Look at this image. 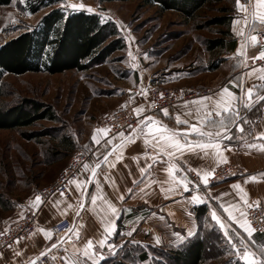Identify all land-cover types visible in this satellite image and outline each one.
Here are the masks:
<instances>
[{
	"label": "crops",
	"instance_id": "1",
	"mask_svg": "<svg viewBox=\"0 0 264 264\" xmlns=\"http://www.w3.org/2000/svg\"><path fill=\"white\" fill-rule=\"evenodd\" d=\"M241 4L249 11L245 13L243 10H238L235 0V10L230 24L232 47L221 51L216 58H213L214 63H212L216 65V68L209 69L208 64L206 70L198 71L193 67L178 66L175 61L174 64H166V62L162 65L153 64L152 68L147 66L146 62H149L147 60L136 62L135 67L117 63L119 64L117 66L125 68V71H121L120 67L117 71L111 69L109 81L103 87L88 85L89 97L107 98L114 101L108 110L85 112L82 125L76 128V135L73 136L76 143L75 150L83 147L93 149V155L87 161L89 169L85 171L83 168L74 180L75 182L69 184V197L55 194L41 202L38 207H34L38 209L35 229L28 237L18 240V243L2 248L0 264H32V262L35 264H66L64 259L66 256L69 264L72 261H78L79 264H92L91 260L83 256L89 239L93 242L96 252L93 259L97 264H102L112 256H118L129 245L140 248L137 253L138 255L145 254L146 258L142 261L146 264L154 256L149 247H177L196 237L200 232H206L212 228L218 231L222 245L226 243L231 246L230 257L238 259L225 236V231L237 246H240L243 240L248 250L256 252L259 256L261 246L258 245V241L262 239V235L253 233L250 239L220 207L221 204L237 205L239 211L234 213L237 217L240 211L245 212L244 201L238 190L233 187L239 184L247 194V202H255L264 211V148L261 147L264 145V139H257L258 135L264 134V102L254 103L251 109L243 107V104L247 102V89L253 85H257L255 92L264 95V81L258 79L260 73L249 75L253 68H262L253 65V58L262 51V48L252 43L251 36L264 31V24L254 21L252 15L264 9L258 8L256 0H249L248 3L241 1ZM234 21L238 22L234 24ZM253 24H255L254 28L251 27ZM242 30L243 36L239 34ZM238 49H243L245 55L238 56ZM120 52L116 51L113 54ZM151 85L170 86L183 92L197 89L209 90L166 108L168 116H165L161 110L155 112L150 110L149 87ZM224 87H228L237 97H240L238 107L242 119L237 123L243 126L244 132H236L235 126L229 125L232 128L233 139L223 142L222 162L218 161L215 156L205 157L202 152L187 150L183 155L176 152L171 161L183 169V174L199 185L198 194L203 199V203L192 204L191 195L193 193L185 192L182 187L172 188L169 191L171 186L167 183L166 171L169 166V157H157V150L151 144L144 143L143 133L137 136L132 131L127 137H121L95 131L99 143L93 141L94 130H102L96 124L98 117L124 108L130 109L136 117L134 109H143L137 117L138 123L143 120L144 116H151L161 125L183 133L189 125L178 124L177 115H180L182 120L188 119L189 124L198 122L195 112L196 105H186L185 102L201 97L219 99V93ZM141 89L146 90V95L141 92ZM132 90H137L138 94L128 98L127 94ZM255 99L254 96L253 100ZM190 110L191 114L186 116L185 114ZM245 120L247 123L244 122ZM129 136L131 139H128ZM191 139L195 140L196 137L192 136ZM221 163L234 165L240 168L242 173L227 181L205 186L195 171H189V169L197 168L202 171H212ZM97 164H99L98 168ZM93 168L96 169L95 176L92 175ZM141 169H144L143 175ZM250 177H255V180L249 179ZM80 182L83 183L80 184ZM78 184H80L79 187ZM85 188L87 189L86 194ZM93 194L102 197V199H97L95 205L92 202ZM34 201L35 198L29 201L28 209L33 208ZM81 204L83 208L80 207ZM109 204L117 209L116 215L111 213ZM198 206L205 207V212L200 216H196L194 212V208ZM213 210L224 223L223 229L212 220ZM64 218L70 220L71 227L63 235L56 237L51 226ZM105 225L114 228V231L107 236L105 245L101 247L98 241L105 236ZM45 232L49 233L50 238H46ZM77 232L79 233L78 239ZM189 233L192 234L189 235ZM177 234L183 238L182 243L179 242ZM110 238L114 242L111 248L106 244ZM157 238L161 243L156 242ZM53 244L57 247L52 248ZM243 250L241 248V252ZM42 252L45 253L42 256L45 261L39 260ZM101 254L103 259H100ZM225 258V256L213 258L215 260L212 261L216 262L211 264H218L219 260Z\"/></svg>",
	"mask_w": 264,
	"mask_h": 264
},
{
	"label": "rangeland",
	"instance_id": "2",
	"mask_svg": "<svg viewBox=\"0 0 264 264\" xmlns=\"http://www.w3.org/2000/svg\"><path fill=\"white\" fill-rule=\"evenodd\" d=\"M73 4H83L78 10L88 11L90 7L103 19L115 22L125 48L85 71L3 74L0 104L7 106L23 97L33 98L51 105L58 120H42L22 129H0V233L25 214L35 192L52 182L66 166L71 153L68 156L50 154L54 138L62 133L73 137L76 128L82 125L85 112H100L113 105V100L89 97L88 85L103 87L109 81L111 69L117 71L120 67L125 71L117 63L131 67L147 60V66L152 68L153 64H174L175 61L178 66L206 70V65L214 63L205 48L206 40L219 37L221 29L209 22L221 15V6L227 5H208L193 20H187L175 11L160 12L156 7L143 6L141 0H62L36 13L27 11V0H12L9 5H0V44L36 25L52 7L71 11L69 5ZM29 131L39 134L36 140L22 135Z\"/></svg>",
	"mask_w": 264,
	"mask_h": 264
},
{
	"label": "trees",
	"instance_id": "3",
	"mask_svg": "<svg viewBox=\"0 0 264 264\" xmlns=\"http://www.w3.org/2000/svg\"><path fill=\"white\" fill-rule=\"evenodd\" d=\"M62 0H27L26 9L36 13ZM127 1V0H108ZM12 0H0V5H9ZM227 3L220 7L221 15L211 19L209 24L218 25L220 36L207 39L205 48L216 58L223 50L232 47L233 38L230 24L235 10V0H141V5L156 7L158 11H175L187 20L211 4ZM201 28V27H199ZM125 48V41L115 24L103 19L100 14L85 10L65 11L52 7L42 15L39 22L0 44V97L4 73L24 74L44 72L58 74L70 70L85 71L92 65L105 62L114 52ZM209 69L216 68L211 63ZM56 122L58 116L51 105L33 98L23 97L10 105L0 104V129L15 130L36 125L39 121ZM29 140H36L37 132H23ZM49 147L50 154L63 153L68 156L76 149V143L69 134L62 133L54 138ZM196 216L205 212L204 206L194 208ZM154 254L146 264H211L213 258L223 257L218 264H239L238 259L229 256L231 246L222 240L214 228L200 232L177 247L153 248ZM140 248L126 246L117 256H112L102 264H143L145 254L138 255ZM138 255V256H137Z\"/></svg>",
	"mask_w": 264,
	"mask_h": 264
},
{
	"label": "snow or ice",
	"instance_id": "4",
	"mask_svg": "<svg viewBox=\"0 0 264 264\" xmlns=\"http://www.w3.org/2000/svg\"><path fill=\"white\" fill-rule=\"evenodd\" d=\"M257 6L259 9H264V0H256ZM236 6L238 10H243L245 13H248V8L241 4V0H236ZM73 10H78L83 8L84 5H69ZM89 12L92 11V8L87 9ZM254 21H259L261 24H264V11H257L252 13ZM238 21H234V24ZM252 28L255 27V24L251 26ZM241 36L244 35L243 30L239 33ZM251 41L253 44L257 42V35L251 36ZM131 56V53L129 54ZM237 55H245L243 49H238ZM254 60H264V50H262L258 55L253 58ZM135 67V65H133ZM259 72L260 75L258 77L259 80L264 81V67L256 69L253 68L249 75L253 73ZM238 87V85H237ZM257 88V85H253L251 88L247 89V102L243 104V107L247 109H251L254 103L264 102V95H259L258 92H255L254 89ZM141 92L146 95V90L141 89ZM163 95V94H161ZM256 97L253 100V97ZM240 97H237L235 93H233L228 87H224L219 93V99L213 100L212 97H201L197 100L185 102L186 105L192 104L196 105L195 112L197 114V123L189 124L188 119H181L180 115L176 116V121L178 124H188L189 127L183 133L169 129L166 125H161L159 121L154 120L151 116H144L143 120H140L137 124V127L133 129V133L137 136L143 133L145 136L144 143L146 145L151 144V146L157 150L156 155L157 157L167 156L169 157V166L167 167L166 171L168 174V181L167 183L170 184L169 191L172 188H180L182 187L185 192L193 193L191 195V203L192 204H200L203 203V199L199 196V185L195 184L186 174H183V169L177 167L175 163H172V159L175 157V153L179 152L181 155L187 151H196L202 152L205 157L207 156H215L218 161H223V151L224 148L222 147L223 142L225 140L233 139L232 136V128L229 125H234L236 132L243 133L244 128L241 124L237 123L242 118L239 115V104ZM211 102V103H206ZM137 117L143 112L142 108L134 109ZM161 111L164 112L165 116H168L167 109H162ZM191 110L186 113L185 115H190ZM247 123V121H244ZM95 131H103L105 135H107L108 130H94L93 141L99 143V140L95 136ZM121 137H123V133H120ZM192 136H195L196 139H191ZM131 139V136L128 137ZM257 139H264V134H260L257 136ZM252 147L253 145H249ZM264 148V145H261ZM230 148V146H229ZM120 158L119 156L117 157ZM105 161H107V157H105ZM114 166V165H113ZM99 167V164L96 166ZM85 171L89 169V165L85 163L83 165ZM92 175H96V169L93 168ZM189 171H195L196 175L200 177V180L206 186L208 184V177L213 175L211 171H202L201 169H189ZM177 173H181V175H177ZM141 174H144V169H141ZM249 179L255 180V177H250ZM91 181V178L89 182ZM75 181H69V183H74ZM247 182V181H245ZM83 182H80L82 184ZM78 184V187L80 186ZM190 185H192L190 187ZM99 187V184H97ZM234 188L238 190V193L241 196V199L244 201L246 207H252V205L248 204L246 199V193L241 189L240 185H234ZM85 194L87 193V189H84ZM63 196L64 194L61 193ZM122 198V197H121ZM97 199H102V197H98L97 195H92V202L95 205ZM41 196L36 195L35 201L33 203V207H38L41 203ZM59 203V201H57ZM72 207V205H69ZM83 208V204L80 205ZM111 213L113 215L117 214V209L112 205H108ZM220 207L223 211L228 215L230 220H233L238 226L247 234V236L251 239L255 229L250 226L249 221L245 218L246 213L240 211L239 217L235 216L234 213L239 211L237 205H225L221 204ZM212 220L215 221L222 229L225 227L224 223L220 220L217 216L215 210L211 213ZM243 221V222H241ZM41 231H44L41 229ZM114 231V228H110L108 225L104 226L105 236L103 239L99 240L98 243L101 247L105 245V241L108 235ZM192 233H189L191 235ZM131 235V233H129ZM46 238L49 237V233L45 232ZM77 239L79 238V233H76ZM179 242H183V238L179 237L177 234ZM225 236L228 239L229 244L232 245L235 255L238 257L239 264H264V247H261L259 250V256H257L256 252L248 250L247 246L244 244L243 240H241L240 246H237L235 242L231 239L228 232L225 231ZM157 243H161L160 239H156ZM18 243V241H17ZM57 245L53 244L52 248H56ZM109 248L112 245H108ZM241 248H243V252H241ZM19 255V253H17ZM45 255V253H41V256ZM96 255L93 242L91 239L85 245L83 256L86 257L88 260L92 261V264H97L93 257ZM66 264H69L68 257H64ZM100 259H103L101 254ZM35 264V262H32ZM71 264H79L78 261H72Z\"/></svg>",
	"mask_w": 264,
	"mask_h": 264
},
{
	"label": "built area",
	"instance_id": "5",
	"mask_svg": "<svg viewBox=\"0 0 264 264\" xmlns=\"http://www.w3.org/2000/svg\"><path fill=\"white\" fill-rule=\"evenodd\" d=\"M241 1L244 3L249 2V0ZM256 35V44L264 50V31L257 32ZM253 65L256 67H264V60H253ZM208 90L209 89H197L191 92H183L170 86L151 85L149 87V96L151 100L150 110L155 112L173 107L196 94H202ZM137 94V90H132L128 92L127 97L132 98ZM96 124L101 129H107V134L109 136H121L120 133H123V137H127L133 129L137 127L138 118L130 109L124 108L102 115L97 119ZM92 155L93 149L91 147H83L74 150L71 153L66 166L59 172L57 177L46 186L39 188L34 196L40 195L42 202L55 194L61 195V193H63V196L69 197V181H74L77 178L79 173L83 170V165L90 160ZM211 172H213V175L208 177L207 186L227 181L241 174L242 170L234 165L221 163L214 167ZM248 204L252 205V207L245 206L246 219L249 221L250 226L255 229L254 233L262 235V239L258 241V245L263 247L264 211L255 202ZM37 213V208H29L21 218L10 223L8 227L0 233V251L2 248L13 245L20 239L28 237L33 232L36 227ZM70 227V220L64 218L55 222L51 226V230L53 234L58 237L66 233ZM113 243V239L111 238L106 242L107 245H112ZM39 260L45 261V258L40 256Z\"/></svg>",
	"mask_w": 264,
	"mask_h": 264
}]
</instances>
